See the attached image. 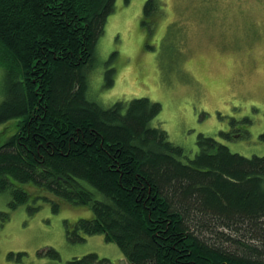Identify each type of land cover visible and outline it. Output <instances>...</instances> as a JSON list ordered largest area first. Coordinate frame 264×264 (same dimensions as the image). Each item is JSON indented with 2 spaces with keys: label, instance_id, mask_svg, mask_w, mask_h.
Returning a JSON list of instances; mask_svg holds the SVG:
<instances>
[{
  "label": "trees",
  "instance_id": "trees-1",
  "mask_svg": "<svg viewBox=\"0 0 264 264\" xmlns=\"http://www.w3.org/2000/svg\"><path fill=\"white\" fill-rule=\"evenodd\" d=\"M115 3L0 0V125L14 123L0 140V193L11 210L31 200L25 185L90 207L70 238L103 233L128 264H264V156L201 135L191 158L151 125L161 103L88 97L85 69ZM97 263L111 261H69Z\"/></svg>",
  "mask_w": 264,
  "mask_h": 264
},
{
  "label": "rangeland",
  "instance_id": "rangeland-1",
  "mask_svg": "<svg viewBox=\"0 0 264 264\" xmlns=\"http://www.w3.org/2000/svg\"><path fill=\"white\" fill-rule=\"evenodd\" d=\"M148 1L116 0L85 69L88 97L104 107L136 98L161 103L151 125L191 158L201 135L233 153L264 156V0H151L146 13ZM3 85L0 68V102ZM13 124L0 125V140ZM24 187L31 200L15 210L10 192L0 193V264H69L90 253L128 264L103 233L70 238L79 219L94 216L90 207Z\"/></svg>",
  "mask_w": 264,
  "mask_h": 264
}]
</instances>
